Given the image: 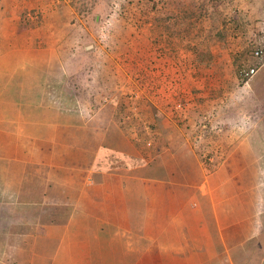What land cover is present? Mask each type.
<instances>
[{"label":"crops","instance_id":"obj_1","mask_svg":"<svg viewBox=\"0 0 264 264\" xmlns=\"http://www.w3.org/2000/svg\"><path fill=\"white\" fill-rule=\"evenodd\" d=\"M53 34L40 49H11L22 60L0 61V214L34 222L46 205L70 206L82 218L75 229L115 230L131 239L138 261L148 252L159 264H237L239 251L264 234V130L253 110L238 109L236 76L226 65L209 88L194 79L193 113L210 123L195 144L173 119L180 98L151 97L140 120L109 83L85 96L101 101L81 99L71 72L87 65L65 66L67 33ZM175 57L159 66L171 68ZM147 118L154 131L146 139L133 124Z\"/></svg>","mask_w":264,"mask_h":264},{"label":"rangeland","instance_id":"obj_2","mask_svg":"<svg viewBox=\"0 0 264 264\" xmlns=\"http://www.w3.org/2000/svg\"><path fill=\"white\" fill-rule=\"evenodd\" d=\"M40 32H45L48 38L45 35L42 38ZM53 33H67L61 43L67 48H62L63 53L59 54L65 66H73L75 70L79 63L87 65L86 72H71V75L78 76L73 83L75 90L83 96L81 99H92L91 103L101 101L102 97L85 96L91 91L101 92L102 87L104 89L109 83L111 95L118 92L124 98L126 110L135 111L128 116L135 115L140 120L138 113L143 119L151 97L180 98L173 104V119L192 131V138L199 142H204L203 129L207 119L202 123L199 112L193 113L197 108L191 106L195 98L190 93L194 79L206 78L209 88L213 79L211 69L220 64L227 63L233 75H236L237 66L242 62L244 66L260 65L257 75L247 83L237 81L238 90L233 93L236 92L239 99L238 109L253 110L255 128L264 130V96L254 95L255 92L264 95V58L260 64L252 57L257 47L254 41L264 37V0H234L233 3L227 0H0V61H6L7 57L10 61L22 60L23 55L10 53L11 49L48 46L49 41H54ZM158 43L161 48L172 45L175 48L172 57L176 56L173 60L177 62L173 65L171 61V68L159 66V60H165L167 56L160 57ZM67 49L71 52H66ZM136 53L141 54L140 59ZM209 67L211 69L207 73L205 68ZM189 100L190 103L187 102ZM225 107H229L228 102ZM177 110L181 112L176 114ZM181 115L183 118L178 119ZM133 126L136 127L135 132L142 129L146 139L150 136L149 118L147 122L142 120L140 126L136 120ZM24 217L14 214L15 223L25 224ZM33 217L38 219V215ZM2 224L0 222V264H15L12 261L15 253L7 245L12 236L10 231L1 229ZM20 231L16 228L12 230L14 233ZM23 232L28 239L42 235L36 229ZM261 239L264 241V234ZM139 246L143 252L148 248L147 244ZM256 247L255 243L244 246V250L237 255L236 263L261 264ZM42 248L43 245L34 244V253L41 255L39 251ZM73 250L75 248L70 247L68 260L58 264L116 262H90L89 255L82 257ZM79 256L81 261L75 260L80 259ZM142 257V261L132 259L126 264H159L148 252ZM16 264H21V261L17 260Z\"/></svg>","mask_w":264,"mask_h":264},{"label":"trees","instance_id":"obj_3","mask_svg":"<svg viewBox=\"0 0 264 264\" xmlns=\"http://www.w3.org/2000/svg\"><path fill=\"white\" fill-rule=\"evenodd\" d=\"M227 2H234V0H227ZM158 54H160V57L169 56V58L175 55L172 53L175 51V48L173 45L169 48H161L160 44L158 43ZM67 48V46H65ZM66 52H71L68 49ZM164 58V57H163ZM264 58V57H263ZM261 64V61H260ZM209 66L210 63H207ZM224 65L226 64H220L216 68H205L206 72L208 73L211 69V77H214V75H220L224 70ZM245 63L242 62L241 65L237 66L236 70V78L237 81L246 82V79L241 78L240 71L244 67ZM257 68L260 67V65L256 66ZM225 71V70H224ZM230 71H233L230 69ZM204 73V71H203ZM224 73V72H223ZM239 83V82H238ZM198 112V111H197ZM196 113V111H195ZM177 114V113H176ZM177 118V117H176ZM183 118L181 115L178 117V119ZM201 118V122L204 123L203 117ZM177 119V120H178ZM210 127V123L206 124V128ZM205 128V129H206ZM152 131L153 128H151ZM203 129V131L205 130ZM156 137L152 140V145L156 144L153 140H155ZM147 140L143 145L147 146L148 142ZM195 144H197L199 141L198 139H193ZM154 142V143H153ZM205 161V160H204ZM31 217V216H29ZM75 217L74 209L70 206H45L42 208L40 214H38V219H35L34 223L31 221L24 222L25 224L20 225L16 224V220H14V214H0V222H3L2 228L4 231H10L12 238L10 241H7V245L9 248H11L15 253V258L13 257V263L16 264L17 260L21 261V264H58V262L67 261L68 260V254L70 253V247L73 249L75 248L74 253H80L84 257L85 255H89L90 262H113L116 261L114 264H126L127 262H130L132 259L137 260L139 257L137 253H134L132 248H127L128 242H131V239L121 238L120 236L116 235L117 232L112 229H94L91 231H87L85 229H75L76 227V221L79 219L82 220L81 216ZM71 222H73L71 224ZM80 222V221H79ZM33 223V224H32ZM39 227V231L42 233L41 237H37L36 239L33 238H26L23 231L25 230H35V226ZM45 227H51L52 235H48L43 233V229ZM69 226V227H67ZM61 229H56V228ZM16 230H21L20 232H12ZM136 234H138V231H135ZM38 234V233H37ZM98 236V237H97ZM24 237V239L22 238ZM21 238V239H19ZM263 235L259 238L249 242L248 245H254V243L258 246L256 247L259 251V261L264 256V241H262ZM31 240V242L27 243L26 240ZM20 240H22L20 242ZM261 240V242H260ZM15 241V243H14ZM17 242V243H16ZM19 242V243H18ZM260 242V244H259ZM143 245H146V243L142 240L141 242ZM34 244L37 246L43 245V248L40 252L41 255H36L34 253ZM262 245V246H261ZM128 253V255H126ZM66 256V257H64ZM125 256H129L128 258H124ZM133 256L134 258L130 257ZM82 257H78L80 259H75L78 261H81ZM110 260V261H109ZM126 261V262H125Z\"/></svg>","mask_w":264,"mask_h":264},{"label":"built area","instance_id":"obj_4","mask_svg":"<svg viewBox=\"0 0 264 264\" xmlns=\"http://www.w3.org/2000/svg\"><path fill=\"white\" fill-rule=\"evenodd\" d=\"M257 44V47L254 49L252 53L253 59L260 62L264 57V46H259L260 44H264V37L262 39L254 41ZM258 68L256 66H244L240 71V76L243 79H246V83L248 80H251L253 77L257 75Z\"/></svg>","mask_w":264,"mask_h":264}]
</instances>
